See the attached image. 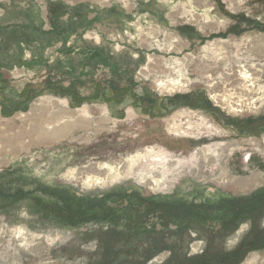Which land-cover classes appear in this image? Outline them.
I'll return each instance as SVG.
<instances>
[{
  "label": "rangeland",
  "instance_id": "rangeland-1",
  "mask_svg": "<svg viewBox=\"0 0 264 264\" xmlns=\"http://www.w3.org/2000/svg\"><path fill=\"white\" fill-rule=\"evenodd\" d=\"M259 193L264 0H0V264L216 259Z\"/></svg>",
  "mask_w": 264,
  "mask_h": 264
},
{
  "label": "trees",
  "instance_id": "trees-1",
  "mask_svg": "<svg viewBox=\"0 0 264 264\" xmlns=\"http://www.w3.org/2000/svg\"><path fill=\"white\" fill-rule=\"evenodd\" d=\"M257 199L254 203H260L264 208V193H259L255 196ZM254 200V199H253ZM235 208L238 209V216L243 215L246 212H252L256 209V204L252 202V199L241 200V203L236 201ZM161 206V205H159ZM254 215V212L252 216ZM264 247V228L255 235L253 239L250 237L244 238L239 245L232 251L223 253L221 256H217L216 259H209L206 253L185 259L183 262L178 264H238L250 250L259 249ZM223 260V262H222Z\"/></svg>",
  "mask_w": 264,
  "mask_h": 264
},
{
  "label": "bare ground",
  "instance_id": "bare-ground-1",
  "mask_svg": "<svg viewBox=\"0 0 264 264\" xmlns=\"http://www.w3.org/2000/svg\"><path fill=\"white\" fill-rule=\"evenodd\" d=\"M250 74L248 73V71H244L243 73H241V74H239V79L241 80V82L239 81L238 83H237V86H234V87H236V88H240L241 90H243L244 89V87H245V83H244V81H246V79L247 78H250ZM238 77V76H237ZM243 80V81H242ZM235 83V84H236ZM215 89V88H214ZM231 93V92H230ZM212 96V98H213V100H214V102H221L220 101V98H219V95H211ZM219 99V100H218ZM65 102V101H64ZM63 102V105L64 106H66V104ZM61 103V102H60ZM62 107V106H61ZM79 109H82V108H79ZM85 109V108H84ZM83 109V110H84ZM86 110V109H85ZM230 111V110H229ZM103 113H104V116H107L108 117V115H106L107 113H108V111L106 110V109H104V111H103ZM102 115V114H101ZM101 117V116H100ZM99 117V118H100ZM186 120H188L189 121V119L187 118ZM103 121H105V120H103ZM197 125H199V126H201L202 128H200L199 126V128H194L193 127V125L191 124V123H186V124H178V125H176V124H172V122H169L170 123V126H169V131L170 132H172V133H174V134H182V135H186V136H194V137H196V139H199V135H202L203 133H204V135L205 134H214L215 132H216V130L214 129V128H212L211 126H209L208 124H206L205 122H204V120L202 119V118H200V117H198V119H197ZM48 123V122H47ZM43 127H45V126H43ZM48 128H52V126H46V129H48ZM168 131V130H167ZM193 134H196L197 136H195V135H193ZM14 148V147H13ZM154 148V147H153ZM219 149H218V151H217V154L219 155V156H223V154H224V151L226 150V148H227V146H226V143H221L220 144V146L218 147ZM151 150V149H150ZM145 151H147V150H145ZM149 151V150H148ZM195 152V156H197L196 154H199V156L201 155L200 154V151L198 152V149L197 150H195L194 151ZM146 153V152H145ZM163 155V154H162ZM161 155V156H162ZM143 156V155H142ZM140 157V156H139ZM145 157V156H144ZM134 159H136V158H134ZM136 161V160H135ZM155 161L156 162H158V163H164L165 161H168L167 162V164H168V166L170 167H172V164L173 163H171L169 160H167V158L166 157H159V156H156V159H155ZM166 163V162H165ZM221 169H222V171H224V167L223 166H221Z\"/></svg>",
  "mask_w": 264,
  "mask_h": 264
}]
</instances>
